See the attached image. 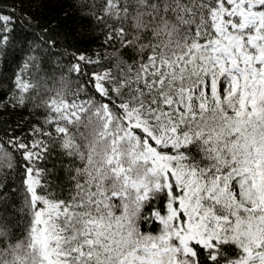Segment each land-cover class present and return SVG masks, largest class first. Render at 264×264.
Masks as SVG:
<instances>
[{"label": "snow or ice", "instance_id": "6c2138e0", "mask_svg": "<svg viewBox=\"0 0 264 264\" xmlns=\"http://www.w3.org/2000/svg\"><path fill=\"white\" fill-rule=\"evenodd\" d=\"M73 7L98 48L0 11V264H264V0Z\"/></svg>", "mask_w": 264, "mask_h": 264}, {"label": "trees", "instance_id": "16d2710c", "mask_svg": "<svg viewBox=\"0 0 264 264\" xmlns=\"http://www.w3.org/2000/svg\"><path fill=\"white\" fill-rule=\"evenodd\" d=\"M73 2L74 0H0V11L8 14L15 8L18 17L16 34L18 37L27 36L30 43L36 41L42 44L54 39L57 46L52 50L57 54L65 48L69 51L76 48L94 50L99 45L98 40L84 28L87 21L81 20ZM14 67L12 57H9V67L3 69V75L10 76V69ZM16 114L21 115L23 120L27 117V113L18 112L10 117L2 115L0 121L15 127L19 123L15 118Z\"/></svg>", "mask_w": 264, "mask_h": 264}, {"label": "rangeland", "instance_id": "374dc122", "mask_svg": "<svg viewBox=\"0 0 264 264\" xmlns=\"http://www.w3.org/2000/svg\"><path fill=\"white\" fill-rule=\"evenodd\" d=\"M98 46H99V45H96V48H98ZM96 48H95V49H96ZM12 114H13V113H12ZM2 115H9V113H3V114H0V116H2ZM15 118L17 119V121H18L19 123L23 121V117H22L21 115H19V114H16Z\"/></svg>", "mask_w": 264, "mask_h": 264}]
</instances>
